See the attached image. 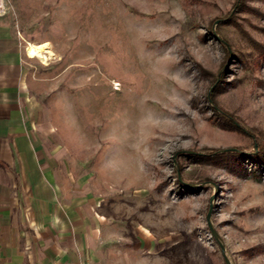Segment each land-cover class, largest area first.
Wrapping results in <instances>:
<instances>
[{"label": "rangeland", "instance_id": "obj_1", "mask_svg": "<svg viewBox=\"0 0 264 264\" xmlns=\"http://www.w3.org/2000/svg\"><path fill=\"white\" fill-rule=\"evenodd\" d=\"M0 10L21 39L53 184L51 213L30 215L37 247L84 264H227L223 244L231 264H264V0H0ZM30 42L53 56H31ZM211 91L255 138L220 118ZM207 147L262 152L187 154Z\"/></svg>", "mask_w": 264, "mask_h": 264}, {"label": "crops", "instance_id": "obj_2", "mask_svg": "<svg viewBox=\"0 0 264 264\" xmlns=\"http://www.w3.org/2000/svg\"><path fill=\"white\" fill-rule=\"evenodd\" d=\"M22 60L21 39L0 10V264H84L77 255L37 247L29 234L31 216L51 213L54 192L26 106Z\"/></svg>", "mask_w": 264, "mask_h": 264}, {"label": "trees", "instance_id": "obj_3", "mask_svg": "<svg viewBox=\"0 0 264 264\" xmlns=\"http://www.w3.org/2000/svg\"><path fill=\"white\" fill-rule=\"evenodd\" d=\"M218 81H222V79H218ZM218 84L217 81H215V84ZM216 84V86H217ZM215 86V88H216ZM209 98H210V101L213 103L212 107L214 108L213 110L220 116V118H222L225 122H227L228 125L242 131V132H245L246 134L250 135L251 137L255 138V135L252 131L251 128H247L245 127L240 120H238L237 117H235L234 115L226 112L225 110H223V108L219 107V105H217L216 103V99L214 97V91H211L209 93ZM204 150L206 152H201L200 150H196L197 152H194V153H187L189 154L190 156H197V157H200V158H219V157H230V158H235V157H239L241 155H244V154H249L251 158H255V157H258L261 155V152H256V151H253L252 153H247V152H244L240 149H237V148H232V149H220V148H210V147H207V148H204ZM181 182L182 179H180ZM200 186V185H199ZM198 186V187H199Z\"/></svg>", "mask_w": 264, "mask_h": 264}, {"label": "bare ground", "instance_id": "obj_4", "mask_svg": "<svg viewBox=\"0 0 264 264\" xmlns=\"http://www.w3.org/2000/svg\"><path fill=\"white\" fill-rule=\"evenodd\" d=\"M27 51L31 56L39 57L43 60H48L54 52L45 43H32L30 42Z\"/></svg>", "mask_w": 264, "mask_h": 264}, {"label": "water", "instance_id": "obj_5", "mask_svg": "<svg viewBox=\"0 0 264 264\" xmlns=\"http://www.w3.org/2000/svg\"><path fill=\"white\" fill-rule=\"evenodd\" d=\"M221 249H222V251H223V254H224V256H225V260H226L227 264H231L229 258L227 257V255H226V253H225V247H224L223 244H221Z\"/></svg>", "mask_w": 264, "mask_h": 264}]
</instances>
